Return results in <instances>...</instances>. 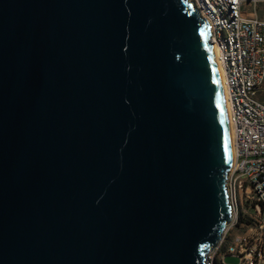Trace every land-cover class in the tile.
I'll return each mask as SVG.
<instances>
[{"label": "water", "instance_id": "obj_1", "mask_svg": "<svg viewBox=\"0 0 264 264\" xmlns=\"http://www.w3.org/2000/svg\"><path fill=\"white\" fill-rule=\"evenodd\" d=\"M211 44L187 0H0V264H205L232 218Z\"/></svg>", "mask_w": 264, "mask_h": 264}, {"label": "built area", "instance_id": "obj_2", "mask_svg": "<svg viewBox=\"0 0 264 264\" xmlns=\"http://www.w3.org/2000/svg\"><path fill=\"white\" fill-rule=\"evenodd\" d=\"M187 1L217 48L234 150L225 180L232 218L205 264H264V0Z\"/></svg>", "mask_w": 264, "mask_h": 264}, {"label": "bare ground", "instance_id": "obj_3", "mask_svg": "<svg viewBox=\"0 0 264 264\" xmlns=\"http://www.w3.org/2000/svg\"><path fill=\"white\" fill-rule=\"evenodd\" d=\"M211 50H212V55H213L216 71H217L218 76H219V82H220L222 95H223V99H224L225 93H224V86H223V82H222V77L220 76L221 71H220L219 65L216 62V56H217V48H216V46L211 44ZM224 107H225V113H226L227 122H228V129H229V135H230V144H231V156H232V164H233V161H234V150H233V145H232V137H231L230 125H229V121H228V105H227V102L225 101V99H224Z\"/></svg>", "mask_w": 264, "mask_h": 264}, {"label": "rangeland", "instance_id": "obj_4", "mask_svg": "<svg viewBox=\"0 0 264 264\" xmlns=\"http://www.w3.org/2000/svg\"><path fill=\"white\" fill-rule=\"evenodd\" d=\"M260 94H262V100L264 101V91L261 92ZM241 219H242V221L240 222V224L245 225V223H246L247 221H243V220H247V217H245V218H241ZM233 231H236V229H234ZM225 262H226L227 264H237V263H238V259H237V258H234V257H227V258L225 259Z\"/></svg>", "mask_w": 264, "mask_h": 264}, {"label": "crops", "instance_id": "obj_5", "mask_svg": "<svg viewBox=\"0 0 264 264\" xmlns=\"http://www.w3.org/2000/svg\"><path fill=\"white\" fill-rule=\"evenodd\" d=\"M262 98V96H260Z\"/></svg>", "mask_w": 264, "mask_h": 264}]
</instances>
